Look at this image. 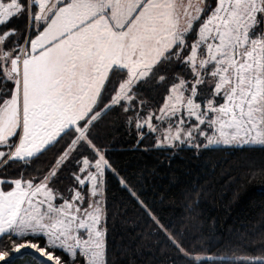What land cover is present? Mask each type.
Here are the masks:
<instances>
[{
	"label": "snow or ice",
	"instance_id": "6c2138e0",
	"mask_svg": "<svg viewBox=\"0 0 264 264\" xmlns=\"http://www.w3.org/2000/svg\"><path fill=\"white\" fill-rule=\"evenodd\" d=\"M204 3L0 0V261L23 249L44 264H106L112 176L182 264H264V249L202 255L139 198L97 134L115 114L138 146H264V0ZM149 85L158 99L143 95Z\"/></svg>",
	"mask_w": 264,
	"mask_h": 264
},
{
	"label": "trees",
	"instance_id": "16d2710c",
	"mask_svg": "<svg viewBox=\"0 0 264 264\" xmlns=\"http://www.w3.org/2000/svg\"><path fill=\"white\" fill-rule=\"evenodd\" d=\"M213 4L214 0H205L204 7ZM23 23L16 26L23 30ZM143 95L159 98L151 85L145 86ZM97 134L113 166L132 179L139 198L163 224L173 225V231L178 228L194 246L205 248L202 255L237 257L264 249V146L184 145L160 150L152 148L148 138L138 146L135 130L115 114ZM54 156L49 152L34 167L43 169ZM18 170L10 168L8 175ZM106 203V264H182L170 241L112 176ZM0 264L42 263L24 252L10 253Z\"/></svg>",
	"mask_w": 264,
	"mask_h": 264
},
{
	"label": "rangeland",
	"instance_id": "374dc122",
	"mask_svg": "<svg viewBox=\"0 0 264 264\" xmlns=\"http://www.w3.org/2000/svg\"><path fill=\"white\" fill-rule=\"evenodd\" d=\"M175 4H176V8L178 11H182L183 10V6H186L188 5L189 3H191V6H192V9H195L197 6H198V3H199V0H174ZM202 7H204V4L201 5ZM183 19V18H181ZM202 143H204L205 141L203 139H201ZM222 145V144H221ZM212 146H217V145H212ZM24 252H30L31 254L35 255L42 264H44V260L42 257L39 256L38 253H36L34 250L32 251H27V250H21V254L24 253ZM18 254V253H16ZM49 264H51V262H49Z\"/></svg>",
	"mask_w": 264,
	"mask_h": 264
},
{
	"label": "water",
	"instance_id": "95a60500",
	"mask_svg": "<svg viewBox=\"0 0 264 264\" xmlns=\"http://www.w3.org/2000/svg\"><path fill=\"white\" fill-rule=\"evenodd\" d=\"M19 254H21V253H18L17 255H19Z\"/></svg>",
	"mask_w": 264,
	"mask_h": 264
}]
</instances>
